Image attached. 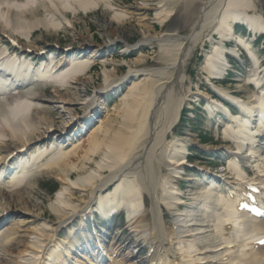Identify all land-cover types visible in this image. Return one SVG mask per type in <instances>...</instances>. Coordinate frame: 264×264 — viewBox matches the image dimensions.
Segmentation results:
<instances>
[{
	"label": "bare ground",
	"instance_id": "obj_1",
	"mask_svg": "<svg viewBox=\"0 0 264 264\" xmlns=\"http://www.w3.org/2000/svg\"><path fill=\"white\" fill-rule=\"evenodd\" d=\"M195 0H158V2L153 3V0L144 1L138 4L137 19L134 20L133 12L130 9H121L117 6L114 0H28L23 6H14L16 3L14 0H0V23H5L6 28L10 30H16L19 28L16 21L12 23L7 22V15L9 11H12L14 16L19 18L27 11L31 14L32 22L25 30L28 32L37 28L44 29L47 32H58L63 28L71 30L75 39L80 41H87V39L92 40L93 35L90 33L91 30L88 28L86 32L89 35L85 37L82 32H76L77 25L73 19L69 18L68 13L73 16L83 13L88 15L89 13L102 11L105 20L97 22V27L101 29L104 35L113 37H118L124 41L129 40V31L132 27V22H135L143 31V37L151 44H156L160 48V55L158 62L162 64L163 68H148L145 67L144 63L146 61V56L140 55L134 61L133 77L134 84L131 87L130 93L126 97L123 108H116L114 113H109L106 119L98 124L96 129L84 140L76 142L72 149L60 152L53 156L43 167L37 169L30 173L29 177L25 180H20L12 183L10 186L0 187V196L6 198V201L0 203V215L2 213L9 212V215H13L14 209H21L23 211L16 213V218L24 219L27 214H34L36 211L40 210V205H34L31 197V188L36 185V178L41 176L43 173L56 174L59 180L60 189L57 194L53 197V201L50 204V208L54 215H61L65 218L69 212L70 215L76 210L79 204L82 202H87L85 199L87 197L89 200L93 199L97 202L96 208L102 207L103 203L112 204L115 202L120 189L119 184L115 187L114 191L109 193L105 192L106 187L102 185L108 182H115L120 176L125 175H138L141 170L145 171L149 168L153 175H151V180L161 177L165 172L164 183L165 186L169 185L170 177L173 172L181 169L183 161H178V154L183 153L186 149L181 144V140H176L174 137L169 140V134L172 132L176 120L179 116V111L182 103L187 97L188 92L185 91L186 87V70L189 67V63L198 48H203L207 42L213 41L215 33H219V29L216 27L209 28L208 25L204 28L198 25L193 31L191 36L181 37L177 32H170V34L154 33V27L150 25L149 15L154 12V20L161 26H164L174 15L176 10L179 8L181 3L194 2ZM211 1V0H210ZM213 2V0H212ZM211 3V2H210ZM187 5V4H186ZM228 8V4H226ZM37 11H42L43 14H37L31 10H27L33 7ZM14 8L19 12L15 15ZM3 9V10H1ZM252 12L253 16L261 18V22H264V17L258 10V5L256 0H248V6L245 8L244 13ZM132 16V17H131ZM130 19V20H129ZM129 20V21H128ZM22 23V21H20ZM264 27V23L262 24ZM195 27V26H194ZM0 31L4 32V35L8 34L7 30ZM17 33V32H16ZM123 34V35H122ZM17 35V34H14ZM27 40L30 39V35L22 36ZM3 35L0 33V38ZM220 37L222 38L221 34ZM145 42V41H143ZM84 42H81V44ZM107 44V43H106ZM108 45V44H107ZM103 46L98 45L100 49ZM23 49V47H22ZM95 50V49H94ZM92 49V51H94ZM8 49H4L6 54ZM98 50L94 52L96 56ZM7 55V54H6ZM11 57H16V54H12ZM3 59V58H1ZM60 60H64L63 57ZM13 60L9 57L6 62H12ZM4 62V61H3ZM105 64L106 61L103 60ZM91 65L90 61L85 62V68L88 69ZM128 65H130L128 63ZM132 67V66H130ZM207 70V68H204ZM81 72L73 73L74 77L72 80H77V75ZM105 82L112 80L115 77V72L104 71ZM141 78V80H140ZM90 80V77L85 78ZM82 79L78 81L81 82ZM176 81H179V86ZM63 82V79L54 80L49 83H42V89L46 88L47 85L52 84L53 86L59 85ZM173 87L171 91L175 90L178 93L181 90L180 99L175 101V109L172 115L163 120L159 115L160 111L166 109L165 98L160 96L162 90L166 89L169 91L170 87ZM62 86L61 88H65ZM86 92V87L82 84L78 85V89L74 92V98L82 96ZM32 93V92H31ZM55 93L59 97V100H63L67 103L68 98L65 93H60V90L55 89ZM171 94V93H170ZM169 95V93H168ZM33 96L36 99L34 103L28 101L27 99L22 100V97L15 98L20 99L22 102L17 103V105L10 109L11 111L18 110L21 108H26L24 119L20 126H16L14 121L17 123L21 122L20 119L11 118L7 115V112L2 114L6 116L4 118L0 117V139L11 138L12 143L20 144L17 147L28 146V144L42 137L51 128V122H53L49 117L48 113L51 108H54L53 101L44 96L43 92H38L33 89ZM176 96V95H175ZM66 97V98H65ZM62 98V99H61ZM177 98V97H176ZM81 99H78V101ZM104 100V99H103ZM163 101V104H161ZM76 102V101H71ZM6 102H3L5 104ZM0 102V106H1ZM104 104V102H103ZM161 104V105H160ZM79 105V104H77ZM251 102L247 104L249 107ZM68 113L66 115L70 116L74 114L73 108H67ZM31 113V117L28 116ZM250 113L247 112L246 115ZM252 115V113H250ZM164 117L167 114H163ZM245 115V116H246ZM93 117L90 115L87 119ZM122 119V122H121ZM95 119H93V122ZM40 122V123H39ZM92 121H90L91 124ZM223 123V122H222ZM43 126L45 128L43 129ZM84 128L89 125L86 122L82 123ZM120 126L119 129L117 127ZM237 127H229L225 132L231 133L236 130ZM261 129V128H260ZM259 130V129H258ZM256 135V132H252ZM31 137V138H30ZM149 137V138H148ZM226 137V136H225ZM185 143L194 141V135L188 133V135L182 138ZM233 140H236L234 135ZM32 144L28 147V151L22 153V155L27 154L30 157V151ZM5 145L0 143V149L4 148ZM209 150L215 148H208ZM238 153L243 152V148L237 145ZM264 152L261 150L254 151V155H259ZM134 154V155H133ZM46 156H48L46 154ZM256 157H250V155L245 157V163L250 161V166L253 168L264 166V156L261 155L258 161H255ZM40 159H44L43 154ZM98 159V161H97ZM35 162H38L35 160ZM94 168L91 165L95 164ZM78 173V175L72 179V173ZM227 173L233 176V183L230 186L228 193L226 195L220 194L213 203V207L208 208V212L211 214L204 215V224L207 226L206 229L202 230L199 234V230L186 229L184 233L166 235L162 234L160 241L165 244L163 248V253L161 258H159L154 264H198L200 261L211 260L213 257H202L201 253L206 250L210 252H217L215 259L218 262L212 264H236L241 260V254L247 248L248 245L254 240V238L259 237L264 234V226H259L256 223H251L247 219L240 218L242 227L251 229L250 237L245 239V237L238 238L233 241L227 242L224 246L213 247V248H203L201 249L199 244L215 243L218 239H226V235L221 234V226L219 221V214L223 212L224 206H226L228 200L232 201V193L240 192L243 190L242 184L247 183L248 185H255L260 187L264 180L262 176L254 175L251 180H247L244 175H236V170L234 168V163L230 162L228 165ZM122 174V175H119ZM144 175V174H142ZM175 176V175H173ZM104 183V184H103ZM107 188L106 190H108ZM127 189H130L127 188ZM172 196L171 190L167 191ZM79 194V195H78ZM151 202L154 207L153 215L158 214L157 209L159 208V202L163 199L159 198V191L155 193L150 192ZM209 197H214L211 192H204ZM172 204L175 197L172 196ZM141 206H144V201L141 198ZM112 209V208H110ZM23 212V213H22ZM40 214L34 216L36 218ZM67 217V219L69 218ZM136 221L135 225L132 223L131 227L135 231L136 229H144L147 225H143L142 219ZM213 221L216 223L213 225ZM35 226L28 228L25 233L19 235L16 230H11L6 228L2 233V242L0 247H5V250L10 252V261L4 260L3 264H31L33 261L38 262L42 258L44 247L48 242H50L51 235L49 233L50 226L37 230V222ZM158 229L154 227L153 231L156 234ZM241 234V235H245ZM100 236H96L98 240ZM88 242L90 244L94 243L92 235H87ZM52 244L55 246L56 255L53 257L54 262L60 259H64V254H68L67 251L70 247H61L62 241L52 240ZM71 241L69 242V246ZM117 244V243H116ZM178 244L183 245L184 253H181L178 249ZM115 248H112L114 250ZM4 250L0 249V255ZM191 251V252H190ZM96 253V252H95ZM108 254V252L103 251L102 254ZM115 252H113L114 254ZM110 255L109 264H129L128 261L115 259L114 256ZM254 259L257 260V264H264V252H255ZM45 261H42L41 264ZM78 264H81L78 263Z\"/></svg>",
	"mask_w": 264,
	"mask_h": 264
},
{
	"label": "rangeland",
	"instance_id": "obj_2",
	"mask_svg": "<svg viewBox=\"0 0 264 264\" xmlns=\"http://www.w3.org/2000/svg\"><path fill=\"white\" fill-rule=\"evenodd\" d=\"M258 4L260 5V7H262V9L264 10V1L263 0H258ZM198 8H199V5H197V7H196V11H198ZM179 15V16H178ZM183 15V9H180L179 10V12H178V14H177V16L176 17H174L173 18V20H172V22L168 25V27L165 29V30H170V29H177V30H180L181 32H182V34L183 35H186L187 33H188V30L192 27V25H193V22H194V19H192V20H190V21H187V20H185V19H183V18H181V16ZM101 19H102V17H101ZM90 21V22H89ZM98 21V20H97ZM101 21V20H100ZM87 22H89L88 24H91V33L92 34H95L94 36H95V38H96V40H99V39H101L100 38V34H99V31L100 30H98L97 29V25L95 24V19H93V18H91V19H88L87 20ZM92 22H94V23H92ZM132 25L133 26H135V24L134 23H132ZM79 31H82V30H84V29H88L87 28V26H84V25H80L79 26ZM136 29H138V32H136V30H135V28L134 27H132L131 28V30L129 31V35H130V38L132 37V36H134L132 39H131V42L132 43H136V40H137V38L138 39H140L139 37H140V35H138L139 34V27H137ZM183 30V31H182ZM102 36V35H101ZM74 37H73V34L71 33V36L70 35H62V36H59V40L64 44V43H69V42H72V39H73ZM56 39H57V37H56ZM74 40V39H73ZM102 41V40H101ZM153 57V56H152ZM153 63V62H152ZM195 65H198L197 64V61H194V63H193V66H195ZM153 66V65H152ZM154 67H158V66H154ZM51 94V93H50ZM49 94V95H50ZM74 93H71L70 94V96L69 97H73L74 95H73ZM48 95V96H49ZM44 184H43V182H41V184H40V188H38V189H36L35 191H34V193L33 194H31V197H32V202H33V204L36 206V205H40V204H42V201L43 202H45V199H47V189L46 188H42V186H43ZM52 184H47L46 186L47 187H50ZM54 185V184H53ZM2 201V200H1ZM4 202V201H3ZM41 206V205H40ZM42 207V206H41ZM19 210H21V209H19ZM19 210L18 209H14V211H16V212H19ZM23 211V210H22ZM49 217V216H48Z\"/></svg>",
	"mask_w": 264,
	"mask_h": 264
}]
</instances>
